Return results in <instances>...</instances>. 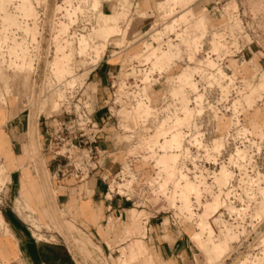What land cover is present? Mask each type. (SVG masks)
Returning <instances> with one entry per match:
<instances>
[{"label":"rangeland","instance_id":"rangeland-1","mask_svg":"<svg viewBox=\"0 0 264 264\" xmlns=\"http://www.w3.org/2000/svg\"><path fill=\"white\" fill-rule=\"evenodd\" d=\"M102 1L108 0H0V125L7 118L22 113L25 122L27 117L32 119L31 130L37 125L38 118L39 128L45 130V126L51 125L50 117L61 119L68 107L73 110L81 102L80 96L90 103L95 88L89 84L88 74L103 56L109 55L121 64L126 61L125 65L131 67L127 76L143 78L149 74L151 79L157 72L149 73L151 63H146L155 58L153 69L170 71L157 75L161 79L155 87L147 86L152 106L162 108V98L170 92L179 99L185 112L183 118L161 121L159 116L150 118L153 108L143 99L130 113L128 108L119 113L121 108L116 106L115 117L107 127L122 150L126 149L129 154L137 153L150 142L157 146V140L165 137L168 130L190 123L192 115L186 89H194L195 62H191L196 60L198 41L212 26L205 5L195 6L197 0H150L147 1L150 11L146 13L141 12L138 5L122 0L113 9V14L106 15L100 10ZM245 2L251 13L264 17V0ZM141 26L142 32L139 31ZM149 44L161 50L170 45L172 51L153 49L149 54L146 48ZM177 56L179 58L170 69ZM252 61L251 67L244 68L250 79L249 92L242 100L248 103V112L221 118L219 129L216 121L215 138H222L221 149L217 150V164L196 165L201 175L196 181L179 183L171 179L176 172L178 155L175 150L180 138L178 133L173 134L170 140L158 145L163 153L155 156L157 166L169 174V179L163 176L161 180L153 181L151 188L137 191L133 198L135 205L127 212L129 219L130 210L134 209L133 218L141 229H147L149 221L164 222L165 225L170 215L177 216L175 209L187 210V218L199 229L190 225L189 236L197 231L193 236L197 246L191 243L194 257L189 264H264V111L257 109L264 108V104L257 101L264 92V82H257L261 73L253 78L258 73V66L255 58ZM134 65L144 67L135 68ZM144 68L145 71H137ZM100 106L99 103L95 108ZM103 112L96 115L99 124L104 121ZM149 118L147 127L155 129L157 126L156 134L150 140L142 138L138 146L130 148L128 144L132 140H123L128 134L116 129V123L126 131L135 132ZM169 125L173 126L168 128ZM137 135L140 140L141 132ZM168 143L173 147H168ZM30 148L28 155L31 156L33 147ZM172 154L175 156L171 161L173 164L165 163L163 157ZM39 156L47 157L43 152ZM153 171L149 166L145 177L149 178ZM7 173L0 164V187L6 182ZM188 183L195 188L187 191ZM194 201L199 209L192 213L188 209ZM47 220L48 224L40 220L44 229L41 225L36 227V237L47 239L44 233L59 234L78 253L79 264H89L84 252L71 238L60 212L51 213ZM144 221L147 222L143 224ZM128 223H131L130 219ZM7 230L0 214V232L7 233ZM137 237L142 239L141 235ZM120 240L112 250L109 264H119L120 247L129 242ZM133 247L140 250L139 244ZM148 254L156 255L154 252ZM156 261L164 262L157 258ZM123 264H131V261L127 259Z\"/></svg>","mask_w":264,"mask_h":264},{"label":"crops","instance_id":"crops-1","mask_svg":"<svg viewBox=\"0 0 264 264\" xmlns=\"http://www.w3.org/2000/svg\"><path fill=\"white\" fill-rule=\"evenodd\" d=\"M126 1L138 5L141 12L150 11L147 7L150 0ZM216 1L197 0L194 5H205L208 11ZM120 2L122 0L102 1L100 10L103 14L111 15ZM210 17L213 24L214 18ZM142 30L143 27H139V31ZM110 58L111 55L103 56L87 78L95 88L94 105L102 104L96 108V115L102 112L100 108L109 97V78L118 71L120 64ZM258 75L255 74L253 78ZM257 82H264V73L259 75ZM5 112L8 116V111ZM21 114L7 118L0 125V164L8 170L6 182L0 187V214L8 229L7 233L0 232V264H79L78 253L59 234L44 233L47 239L36 237L40 220L48 224V217L57 211L89 264H109L114 253L112 250L117 247L123 234L120 241L129 242L120 247L119 264L127 259L131 264L192 262L194 254L191 243L195 244L193 236L197 231L189 236L191 227L180 230L157 221H149L147 229H141L133 218L134 209L130 210L131 223H128L130 202L117 197L112 200L105 198L109 180L118 171L124 156L114 134L108 131V125L99 145L106 151L100 168L87 181L76 183L72 179L53 178L55 162L47 152L48 132L39 128V118H36L37 125L32 131V119L27 117L25 122ZM31 146L33 153L30 156ZM41 152L47 157L39 156ZM138 168L142 169L141 165ZM40 228L44 229L42 225ZM134 244H139L140 250L134 248ZM149 252L156 255L149 256ZM156 258L164 262L156 261Z\"/></svg>","mask_w":264,"mask_h":264},{"label":"built area","instance_id":"built-area-1","mask_svg":"<svg viewBox=\"0 0 264 264\" xmlns=\"http://www.w3.org/2000/svg\"><path fill=\"white\" fill-rule=\"evenodd\" d=\"M208 12L214 18V23L198 41L196 60L191 62H195L193 67L196 69L193 76L194 89H186L188 108L193 111L194 117L189 126L183 125L177 129L180 140L175 150L178 155L176 176L182 180L196 181L201 177L196 165L217 164L219 157L213 148L217 118L242 116L248 112L242 103L248 93L250 80L244 68L251 67L250 64L255 58L258 73H264V17L251 13L245 0H218ZM130 70V66L123 68L120 63L118 71L109 78V97L100 108V111H104L102 124L96 120L98 110L93 99L88 103L84 96H80L81 102H78L73 110L68 107L61 119L49 118L51 125L45 126L48 132L47 152L55 162L54 179H72L76 183H82L92 177L100 168V161L106 156V151L99 145L106 125L115 117L114 108H130L140 98H144V95L149 98L145 89H148V85L155 87L161 79L157 77L158 73L153 75L154 79L149 76L146 81L144 77L127 76ZM152 80L156 82L151 83ZM261 102L264 104V96L259 100L260 104ZM161 107L156 115L162 118L161 121L167 117L184 116L182 103L171 97L168 92L162 98ZM150 118L145 127L138 130L139 135L141 132V135L148 137L155 132L156 128L147 127ZM119 128L123 134H132L133 142L128 146H133L138 135L124 132L116 123V129ZM223 139L227 146V138ZM160 141L163 142V139ZM118 146L122 149L120 144ZM123 152L118 171L109 180L105 198L112 200L117 197L134 206V194L143 188H151L152 182L161 180L164 174L159 172L151 157L142 159V156H150L151 153L130 155L126 149ZM141 163H144V167L139 169ZM149 166L153 167L154 171L146 178L145 171L148 172ZM113 182L119 184L120 188L110 190ZM191 205L193 206H190L189 212L194 213L199 209L195 201ZM177 207L180 208L179 205ZM174 212L177 216L170 215L167 224L180 230L193 225L187 218V210L175 209ZM192 227L197 230L196 226Z\"/></svg>","mask_w":264,"mask_h":264},{"label":"bare ground","instance_id":"bare-ground-1","mask_svg":"<svg viewBox=\"0 0 264 264\" xmlns=\"http://www.w3.org/2000/svg\"><path fill=\"white\" fill-rule=\"evenodd\" d=\"M86 44H87V42H86ZM85 45V44H84ZM198 47V46H197ZM196 47V48H197ZM147 48V52H149V54L152 52V50L153 49H157V50H159V51H172V48L170 47V45H167V48L166 49H160L159 47H157V48H155V47H153V46H151L150 44L146 47ZM153 54V53H152ZM197 54V53H196ZM179 58V56H177V58H175L174 59V61L171 63V65H170V69L175 65V61L177 60ZM61 60V59H60ZM156 61V59L155 58H151V60L150 61H148L146 64H148V63H151V67H150V72L149 73H154V72H157L159 75H162L163 73H166V72H169L170 70H162V71H160V70H156V69H153V63ZM188 61H190V60H188ZM125 63H126V61H124V63L122 64V66L124 65V67H126L128 64H126L125 65ZM146 64H143V65H146ZM195 72H196V69H195ZM179 73V72H178ZM177 73V74H178ZM148 77H149V74H146V76L144 77V81H146V80H148ZM146 90V93H147V89H145ZM144 90V91H145ZM248 92H249V89H248ZM248 94V93H247ZM246 94V95H247ZM169 95H171L170 94V92H169ZM264 96V92H262L261 94H260V96H258V98H257V101L258 100H260L262 97ZM171 97H173L172 95H171ZM174 98V97H173ZM140 99H143L144 100V102L149 106V107H151V108H153V112H152V116L151 117H156V115H157V113L159 112L158 111V109H156L155 107H153L152 106V104H151V99H149V98H146L145 97V95H144V98H140ZM139 99V100H140ZM138 100V101H139ZM179 100V99H178ZM138 101H136V103L132 106V107H130V108H128L129 110L131 109V111H128L129 113L130 112H132L133 111V108H134V106L137 104V102ZM256 101V102H257ZM242 103H243V101H242ZM244 105H246V108H248V103H244ZM256 105V104H255ZM258 110H263L264 111V108H261V107H258L257 108ZM123 110H125V108H122L120 111H119V113H121V111H123ZM182 110L184 111V109H183V107H182ZM191 115H192V120H193V117H194V114H193V111L191 110ZM184 116H185V112H184ZM183 116V117H184ZM122 117V116H121ZM179 116H174V117H167V118H173V119H176V118H178ZM182 117V118H183ZM166 119V118H165ZM192 120L190 121V123L189 124H182V125H179V126H175V127H173V128H171L170 130H168V132H167V135L165 136V137H161V138H159L158 140H157V146H155V145H153L151 142H150V144H148V146H146L144 149H141V150H139L137 153H130L129 152V154L130 155H138V154H140V153H142V152H145V153H151L150 154V156H146V155H144V156H142V159L143 160H146V159H150V157L154 160V163H155V166L159 169V172L160 173H162V174H164V177H165V179H169V174L165 171V170H163L162 168H160L159 166H157V163H156V157L155 156H157V155H159V154H162L163 152L160 150V148H159V146L162 144V143H165V141H167V140H170L171 138H172V136H173V134H175V133H178L179 135H180V133L177 131V129L179 128V127H181V126H189L191 123H192ZM148 121V120H147ZM146 121V122H147ZM175 121V120H174ZM217 121H218V129H219V123L222 121V119L221 118H217ZM146 122L143 124V126L142 125H140V127L135 131V132H130V131H126L122 126H121V128H122V130L124 131V132H127V133H133V134H138V130H140L141 128L143 129V127H145V124H146ZM171 126H173V125H169L168 126V128L169 127H171ZM146 130V129H145ZM156 132H157V127H156V130H155V132L152 134V135H149L148 137H145L144 135H142V137L140 138V140L139 139H136V141L134 142V145L133 146H131L130 148H135L136 146H138L139 145V143L141 142V140H142V138H146L147 140H150V137H152V136H154L155 134H156ZM137 136V135H136ZM129 137V138H128ZM175 137V136H174ZM124 139H130V140H132L130 143L132 144V142H133V136H132V134L130 135H126V137L124 138ZM161 139H163V142H161L160 140ZM176 140V139H175ZM174 140V141H175ZM179 140H180V138H179ZM124 141H126V140H124ZM173 141V140H172ZM221 141H222V138H219V139H215V141H214V146H213V148H214V150H218V149H221V146H222V143H221ZM169 145H168V147H170V146H172V144L170 145V143H168ZM159 145V146H158ZM150 146V147H149ZM167 147V146H166ZM173 147V146H172ZM172 147H171V149H172ZM174 155L172 154V155H166V156H164L163 157V159H164V162L165 163H169V162H171L172 160H174ZM175 162V161H174ZM172 163V162H171ZM170 163V164H171ZM173 164V163H172ZM141 167L143 168L144 167V163H141ZM145 174H148V172L147 171H145ZM178 174V168L176 167V172H175V175L174 176H172V177H170L171 179H173V180H176L177 182H179V183H181V182H183V181H185V180H182L181 178L180 179H178L177 178V175ZM225 175V174H224ZM224 175H223V177H224ZM220 180V179H219ZM223 180V179H222ZM116 188H120V185L119 184H117V183H115V182H113L111 185H110V190H115ZM192 188H195L194 187V185H192L191 183H188L187 185H186V190L188 191H190ZM195 190V189H194ZM189 193V192H188ZM181 201V200H180ZM181 203H183L184 205L186 204V203H184L183 201H181ZM209 211V210H208ZM196 227H197V231L199 230L198 229V225H196ZM8 231V230H7Z\"/></svg>","mask_w":264,"mask_h":264}]
</instances>
